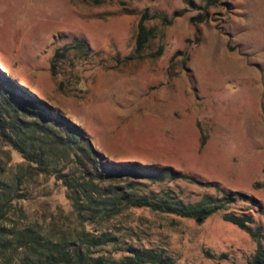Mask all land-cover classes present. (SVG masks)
<instances>
[{
  "label": "rangeland",
  "instance_id": "374dc122",
  "mask_svg": "<svg viewBox=\"0 0 264 264\" xmlns=\"http://www.w3.org/2000/svg\"><path fill=\"white\" fill-rule=\"evenodd\" d=\"M205 3L0 0V80H9L25 108L52 116L53 133L66 136L74 127L88 139L100 172L109 174L95 181L102 197L122 189L194 204L221 197L203 184L214 183L253 202L234 199L199 222L148 208L74 206L54 175L77 186L81 169L61 149L41 144L37 169L0 146V178L19 181L9 225L51 241H77L81 232L113 238L93 249L112 260L134 245L175 264H246L256 242L223 221L228 214L259 228L264 247V0ZM143 12L167 23L146 21L155 38L137 57ZM198 14L205 19L191 21ZM55 51L63 56L53 77ZM130 163L168 166L191 180L150 182L124 166Z\"/></svg>",
  "mask_w": 264,
  "mask_h": 264
},
{
  "label": "trees",
  "instance_id": "16d2710c",
  "mask_svg": "<svg viewBox=\"0 0 264 264\" xmlns=\"http://www.w3.org/2000/svg\"><path fill=\"white\" fill-rule=\"evenodd\" d=\"M220 1L206 0L205 8L214 6ZM150 18H159L167 23L165 17L157 14L149 16L147 12H143L140 15L136 24L133 48V54L137 57H140L147 44L155 38L154 29L145 24ZM204 19L205 14H198L192 17L191 21L201 22ZM160 51L158 49L151 57L158 56ZM62 56V53L55 51L50 60L49 70L53 77L56 75L57 62ZM126 59H131V57ZM12 87L9 80H0V146L10 147L24 161L33 163L37 169H43V158L39 149L41 144L61 149L64 155L78 164L81 169L80 178L83 182L77 186L61 174L54 175V178L60 180L62 185L68 189V198L74 206L84 202L102 211H105L108 206L117 207V209L148 208L156 212L201 221L234 199L253 202L244 194L220 190L214 183L203 184L216 189L221 197L204 195L194 204H182L173 199H153L146 194H136L133 191L122 189H114L111 197H102L98 195L99 190L95 181L109 177V174L100 172L101 166L97 162L96 153L88 139L74 127L66 136L53 133L49 123L54 118L41 111L25 108L13 94ZM124 166H128L134 174L150 182H158L165 178L191 180L188 176L168 166H148L136 163ZM3 174L4 170L0 167V177ZM18 184V178L11 182L0 178V264H175L162 251L144 249L134 245L119 248L122 254L116 260L94 256V248L101 247L102 249L103 245L114 242L113 238H104L103 235L95 236V234L81 232L82 237L77 241H51L29 227L18 228L14 224L9 225L10 220L7 214L11 203L18 198ZM85 186L88 188L85 189ZM222 219L246 233L256 242L255 250L246 264H264V247L259 243L260 229L250 226V220L244 216L223 214Z\"/></svg>",
  "mask_w": 264,
  "mask_h": 264
},
{
  "label": "water",
  "instance_id": "95a60500",
  "mask_svg": "<svg viewBox=\"0 0 264 264\" xmlns=\"http://www.w3.org/2000/svg\"><path fill=\"white\" fill-rule=\"evenodd\" d=\"M196 222H199V220H196Z\"/></svg>",
  "mask_w": 264,
  "mask_h": 264
}]
</instances>
